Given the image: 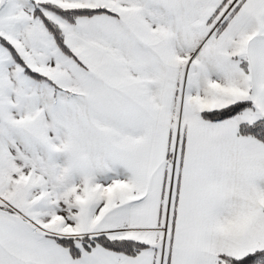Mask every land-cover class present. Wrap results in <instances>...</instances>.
<instances>
[{
  "label": "snow or ice",
  "instance_id": "6c2138e0",
  "mask_svg": "<svg viewBox=\"0 0 264 264\" xmlns=\"http://www.w3.org/2000/svg\"><path fill=\"white\" fill-rule=\"evenodd\" d=\"M0 264H264V0H0Z\"/></svg>",
  "mask_w": 264,
  "mask_h": 264
}]
</instances>
